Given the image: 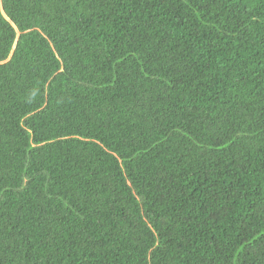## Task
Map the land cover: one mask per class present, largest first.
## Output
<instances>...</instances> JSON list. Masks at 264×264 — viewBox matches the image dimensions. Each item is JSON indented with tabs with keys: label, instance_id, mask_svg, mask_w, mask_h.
Returning <instances> with one entry per match:
<instances>
[{
	"label": "trees",
	"instance_id": "1",
	"mask_svg": "<svg viewBox=\"0 0 264 264\" xmlns=\"http://www.w3.org/2000/svg\"><path fill=\"white\" fill-rule=\"evenodd\" d=\"M0 264H264V0H0Z\"/></svg>",
	"mask_w": 264,
	"mask_h": 264
}]
</instances>
